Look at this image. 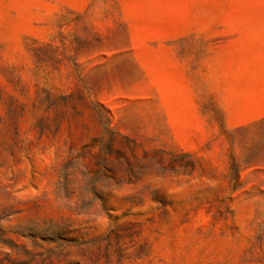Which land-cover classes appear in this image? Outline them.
<instances>
[{"label": "rangeland", "instance_id": "374dc122", "mask_svg": "<svg viewBox=\"0 0 264 264\" xmlns=\"http://www.w3.org/2000/svg\"><path fill=\"white\" fill-rule=\"evenodd\" d=\"M0 264H264V0H0Z\"/></svg>", "mask_w": 264, "mask_h": 264}]
</instances>
